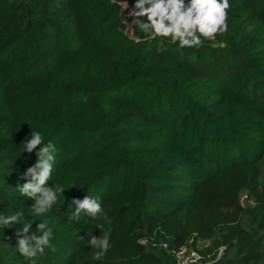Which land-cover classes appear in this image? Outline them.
I'll list each match as a JSON object with an SVG mask.
<instances>
[{
	"label": "trees",
	"instance_id": "16d2710c",
	"mask_svg": "<svg viewBox=\"0 0 264 264\" xmlns=\"http://www.w3.org/2000/svg\"><path fill=\"white\" fill-rule=\"evenodd\" d=\"M136 3L0 0V213L52 229L36 264H177L182 247L264 264V0H229L228 30L184 48L148 39ZM32 130L65 189L42 216L17 188L37 162ZM86 195L106 219L70 222ZM17 228L0 227V264H31ZM89 231L110 233L100 260Z\"/></svg>",
	"mask_w": 264,
	"mask_h": 264
},
{
	"label": "clouds",
	"instance_id": "9594fccd",
	"mask_svg": "<svg viewBox=\"0 0 264 264\" xmlns=\"http://www.w3.org/2000/svg\"><path fill=\"white\" fill-rule=\"evenodd\" d=\"M121 7L125 10L129 5L123 2ZM229 9V0H190L187 4L185 0H137L130 15L136 18L135 24L148 39L160 38L162 45L165 41L178 42L179 47L184 48L200 46L202 38H214L218 33L226 32ZM140 17H147V21H141ZM37 149V162L26 169L22 176L26 182L17 188L22 196L35 200L31 213L34 216H42L57 204L65 189L61 186H49L48 183L54 170L55 145L52 142L44 143L43 133L32 130L29 138L23 141V150L32 153ZM71 203L75 205V209L68 218L70 222H78L82 212L93 220L106 219L98 196L73 198ZM22 221L23 213L20 211L0 213V227L10 228L23 224V228H17L15 232L18 240L17 250L31 264H36L34 258L50 245L53 232L48 224L42 221L37 225V232L29 234L31 224ZM88 236V245L95 249L93 259L100 260L111 247L110 233L104 231L97 237L89 231Z\"/></svg>",
	"mask_w": 264,
	"mask_h": 264
},
{
	"label": "built area",
	"instance_id": "2783aa9c",
	"mask_svg": "<svg viewBox=\"0 0 264 264\" xmlns=\"http://www.w3.org/2000/svg\"><path fill=\"white\" fill-rule=\"evenodd\" d=\"M199 259V253L187 247H182L179 251L176 252L177 264H202Z\"/></svg>",
	"mask_w": 264,
	"mask_h": 264
},
{
	"label": "rangeland",
	"instance_id": "374dc122",
	"mask_svg": "<svg viewBox=\"0 0 264 264\" xmlns=\"http://www.w3.org/2000/svg\"><path fill=\"white\" fill-rule=\"evenodd\" d=\"M261 171H262V175H264V159L262 160V163H261ZM199 244V245H198ZM197 245V247H201V243H198Z\"/></svg>",
	"mask_w": 264,
	"mask_h": 264
}]
</instances>
